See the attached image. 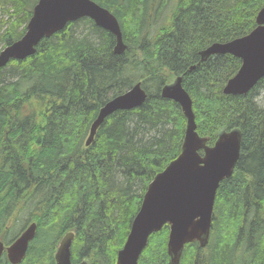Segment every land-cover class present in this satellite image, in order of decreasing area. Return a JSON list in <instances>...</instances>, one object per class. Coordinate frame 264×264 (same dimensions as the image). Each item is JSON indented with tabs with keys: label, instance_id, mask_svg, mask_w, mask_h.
<instances>
[{
	"label": "trees",
	"instance_id": "trees-1",
	"mask_svg": "<svg viewBox=\"0 0 264 264\" xmlns=\"http://www.w3.org/2000/svg\"><path fill=\"white\" fill-rule=\"evenodd\" d=\"M37 1L0 0L1 49L24 35ZM95 1L117 16L124 52L84 17L0 67L1 238L8 245L36 221L19 264H55L71 230L74 263L116 264L148 184L181 151L185 117L161 95L176 75L199 135L213 144L221 130L242 133L233 173L217 189L209 242L185 244L178 264H264V76L245 95L225 94L241 59L200 56L249 33L264 0H175L168 16L169 0ZM137 82L145 102L107 116L86 146L100 108ZM168 235L166 224L151 234L138 264H172ZM0 264H11L5 254Z\"/></svg>",
	"mask_w": 264,
	"mask_h": 264
},
{
	"label": "water",
	"instance_id": "water-1",
	"mask_svg": "<svg viewBox=\"0 0 264 264\" xmlns=\"http://www.w3.org/2000/svg\"><path fill=\"white\" fill-rule=\"evenodd\" d=\"M86 16L115 35V53L126 50L117 16L95 0H38L24 35L0 51V67L12 59H24L34 54L42 38H48L69 22ZM256 22L257 26L248 34L230 41L213 42L200 51L202 61L211 55L226 53L241 58L239 70L223 88L225 94H247L264 76V6L258 12ZM161 95L177 102L185 116L181 152L148 184L127 239L118 251L116 264H138L151 234L160 231L165 224L170 227L167 252L172 264L179 263L185 244L197 241L201 247L206 246L217 189L221 181L232 175L240 156L242 133L239 128L221 130L213 146L207 144L208 136L198 134L193 101L182 84V76L171 77L163 85ZM146 98V90L138 82L108 100L91 124L86 145L93 141L107 116L117 110L137 108ZM36 231L37 223L33 221L10 245L6 246L0 238V258L6 252L11 264H19ZM74 235L73 231H68L60 239L54 253L55 264H89L87 259L78 263L72 261Z\"/></svg>",
	"mask_w": 264,
	"mask_h": 264
},
{
	"label": "rangeland",
	"instance_id": "rangeland-1",
	"mask_svg": "<svg viewBox=\"0 0 264 264\" xmlns=\"http://www.w3.org/2000/svg\"><path fill=\"white\" fill-rule=\"evenodd\" d=\"M174 3H175V0H169V4H168V7L165 9V11L163 13H166V16H168L171 12V10L173 9L174 7ZM0 12H1V7H0ZM0 49H1V44H0ZM263 93V91H261V94ZM28 215L26 214H23V218H26Z\"/></svg>",
	"mask_w": 264,
	"mask_h": 264
},
{
	"label": "bare ground",
	"instance_id": "bare-ground-1",
	"mask_svg": "<svg viewBox=\"0 0 264 264\" xmlns=\"http://www.w3.org/2000/svg\"><path fill=\"white\" fill-rule=\"evenodd\" d=\"M87 17V16H86ZM82 18H84V17H82ZM88 18H90V17H88ZM81 19V18H80ZM90 19H92V18H90ZM79 20V19H78ZM93 20V19H92ZM77 21V20H76ZM94 21V20H93ZM95 22V21H94ZM60 31V30H59ZM110 31V30H109ZM122 31V30H121ZM123 35V34H122ZM21 38V37H20ZM3 49V48H2ZM31 56V55H30ZM28 57V56H27ZM117 96V95H116ZM97 117V116H96ZM95 120V119H94ZM93 120V121H94ZM90 128H91V125H90ZM89 133H90V129H89ZM89 133H88V135H89Z\"/></svg>",
	"mask_w": 264,
	"mask_h": 264
}]
</instances>
